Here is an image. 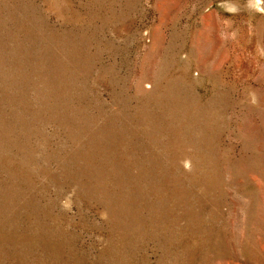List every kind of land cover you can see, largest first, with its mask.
Here are the masks:
<instances>
[{"label":"rangeland","instance_id":"374dc122","mask_svg":"<svg viewBox=\"0 0 264 264\" xmlns=\"http://www.w3.org/2000/svg\"><path fill=\"white\" fill-rule=\"evenodd\" d=\"M0 264H264L255 0H0Z\"/></svg>","mask_w":264,"mask_h":264},{"label":"clouds","instance_id":"9594fccd","mask_svg":"<svg viewBox=\"0 0 264 264\" xmlns=\"http://www.w3.org/2000/svg\"><path fill=\"white\" fill-rule=\"evenodd\" d=\"M262 3H264V0H255V7L258 9V11L264 13V8L260 7Z\"/></svg>","mask_w":264,"mask_h":264},{"label":"bare ground","instance_id":"6f19581e","mask_svg":"<svg viewBox=\"0 0 264 264\" xmlns=\"http://www.w3.org/2000/svg\"><path fill=\"white\" fill-rule=\"evenodd\" d=\"M261 6H263V8H264V3H262Z\"/></svg>","mask_w":264,"mask_h":264}]
</instances>
